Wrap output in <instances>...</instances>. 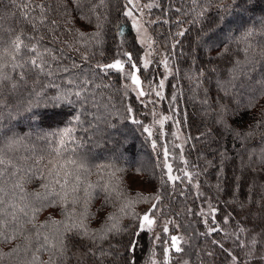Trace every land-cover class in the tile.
Segmentation results:
<instances>
[{
  "label": "snow or ice",
  "instance_id": "6c2138e0",
  "mask_svg": "<svg viewBox=\"0 0 264 264\" xmlns=\"http://www.w3.org/2000/svg\"><path fill=\"white\" fill-rule=\"evenodd\" d=\"M115 5L0 0V264H264V111L237 131L228 124L237 113L222 103L240 96L250 110L264 98V0H119L113 21ZM232 17L242 31L221 48L212 36ZM77 19L95 21V30L76 27ZM161 25L168 28L158 44L149 29ZM192 29L197 48L219 49L205 66L195 50H183ZM177 56L190 58L183 74ZM189 105L191 119L204 124L196 137L185 133ZM41 107L66 112L64 126L32 137L4 122L25 112L35 119ZM114 120H131L147 134L153 155L137 171L152 180L159 170L154 193L130 194L124 169L90 162L87 146L99 147ZM225 131L232 152L220 143ZM193 139L215 158L203 169L185 158L186 147L196 150ZM232 161L239 175L229 191L222 173ZM210 167L215 185L201 180ZM30 183L39 190L29 191ZM49 206L62 219L39 221ZM109 206L114 211L92 228ZM142 239L148 247L140 257Z\"/></svg>",
  "mask_w": 264,
  "mask_h": 264
},
{
  "label": "trees",
  "instance_id": "16d2710c",
  "mask_svg": "<svg viewBox=\"0 0 264 264\" xmlns=\"http://www.w3.org/2000/svg\"><path fill=\"white\" fill-rule=\"evenodd\" d=\"M144 2H149V0H142ZM119 7V0H116V5L112 10L111 18L113 21L117 20V13L116 8ZM154 15H159V10L153 9ZM259 15V14H258ZM241 21L238 18L232 17L226 20V23L222 26L220 31L216 32L212 36V40L216 41L219 44V47H223L221 41H226L231 37H238L240 32L242 31ZM250 23V22H249ZM94 24L93 21L92 25H89L86 20L77 19L76 27L80 28L84 31H94ZM168 26L161 25L159 27H153L152 33L154 39L157 41L158 44L161 42V38L158 33L164 32L166 33ZM240 29V31H237ZM175 29H173L174 31ZM207 31V29H206ZM192 35L183 38V50L184 52L188 53L190 49L196 51L197 62L200 66H205L209 57H214L216 54V50L210 51V45H206L203 48H197L196 45V36H195V29H192ZM127 34V33H126ZM163 49V47H162ZM179 51V49H178ZM175 63L178 67L182 70L181 74L187 72L189 69L190 58L188 61L185 59L177 56ZM217 61H213V64H216ZM223 67V65H221ZM171 83H175V80H172L171 77L169 78ZM210 89V93L213 97L217 95L215 91L214 85H208ZM167 91H171L170 88L166 89ZM222 95V94H221ZM222 103L229 105L230 110L232 112L237 113L234 117L230 114L228 118V124L231 125L237 131H245L248 129L249 125L255 123V121L260 118L262 111H264V98H261L258 105L256 107L251 108L250 110H245V101L240 97L237 96L234 99H223ZM188 110L190 113L189 123L185 133L187 134L190 132L192 137H196L200 131H203L204 124L201 123V119L199 116L197 119H191V113L196 111L191 107L188 106ZM143 111V110H142ZM36 113L35 119H32L31 112H25L21 115L15 117V119L9 120L7 117L5 118V123L8 127L13 128V130L21 136L30 135L35 137L40 132H47L54 130L58 127L64 126V121L67 119V113L60 111L58 108H44L41 107L39 109H34ZM15 115V114H14ZM143 116V115H142ZM116 127L113 128H105L102 132L103 140L99 147H93L92 145L87 146V151L89 152L90 162L91 163H113L116 167L124 169L125 171L121 175V180L123 181V187L127 189L130 194H134L136 192H142L144 194L154 193L157 189L160 188V181H159V170L155 171V178L149 180V174L147 171H137V168L141 167V165L148 164L152 157V150L150 144L146 140V133H143L137 125H134L130 120H114ZM208 126H211L210 124ZM166 131H168V125L165 127ZM173 131V128L171 129ZM264 131V130H261ZM259 133H257V138ZM171 140V137H168ZM191 143L196 145V150H190L186 147L185 150V158L188 159L192 163H199L200 168L203 169L205 166V162L208 160H214V156L210 154L207 149L201 144V142L196 141L193 139ZM221 145L232 152V144L233 138L231 135L225 131L224 137L221 140ZM139 145V146H138ZM212 147L215 149L219 147L217 144H213ZM203 152V158L197 160V157L200 156V153ZM179 159L173 162L174 169L179 164ZM231 166H226L222 175L225 176L227 183L225 187L229 189V191L234 186L233 184V177L235 175H239L235 169V161L230 162ZM182 166V165H181ZM216 172L215 168H209L208 172L201 177L202 181H207L215 185L217 183L216 179ZM133 175H140L144 177V180L153 186V191L146 192L141 191L139 189L133 188L129 182V178ZM95 178V177H93ZM203 186V185H202ZM26 188L29 191H36L39 190L36 183H30L26 185ZM247 189V183H243L241 185V197L243 193ZM222 198H227L225 195ZM168 203V201H165ZM101 201L96 200L92 205V211H96L100 207ZM174 207H176L174 205ZM136 210L140 211L141 206L137 205ZM176 210H180L179 207H176ZM114 211L112 207H105L103 211L96 212V217L93 219L91 223L92 228H100L103 220L107 217L108 213ZM49 216L54 219H62L61 209L56 206H49L45 207L39 214L38 220L44 221ZM239 219V217H237ZM127 223V219L123 221ZM198 226V225H197ZM203 230V229H201ZM141 244L144 245L145 251L138 253V256L143 257L146 255V249L148 247V241L146 239L141 240ZM0 247H5L4 245H0ZM6 250V249H5ZM47 259V256L44 257ZM141 264L143 261L141 260Z\"/></svg>",
  "mask_w": 264,
  "mask_h": 264
},
{
  "label": "rangeland",
  "instance_id": "374dc122",
  "mask_svg": "<svg viewBox=\"0 0 264 264\" xmlns=\"http://www.w3.org/2000/svg\"><path fill=\"white\" fill-rule=\"evenodd\" d=\"M144 2V1H142ZM144 3H147V2H144ZM149 34L152 36V38L154 39L153 37V33H152V29L150 28L149 29ZM164 49H162L161 47V51H163ZM160 71H163V69L161 68ZM162 109H157V111H161ZM137 118L141 119V120H145V117L140 115L139 113L137 114ZM151 117L149 116L147 118V120H145L146 123H150L151 122ZM131 121V120H130ZM167 126V124L165 125V127ZM166 130V128H165ZM176 129L173 127V131H175ZM139 146V145H138ZM129 182L131 184V186L133 188H136V189H139L141 191H146V192H150V191H153V186L149 183H147L145 180H144V177L140 176V175H133L129 178Z\"/></svg>",
  "mask_w": 264,
  "mask_h": 264
}]
</instances>
